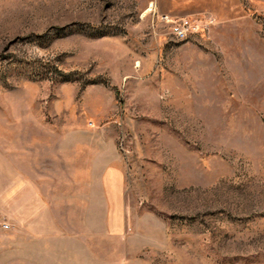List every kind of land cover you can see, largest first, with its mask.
Instances as JSON below:
<instances>
[{
	"label": "rangeland",
	"instance_id": "rangeland-1",
	"mask_svg": "<svg viewBox=\"0 0 264 264\" xmlns=\"http://www.w3.org/2000/svg\"><path fill=\"white\" fill-rule=\"evenodd\" d=\"M1 141L0 264H264V0H0Z\"/></svg>",
	"mask_w": 264,
	"mask_h": 264
},
{
	"label": "built area",
	"instance_id": "built-area-1",
	"mask_svg": "<svg viewBox=\"0 0 264 264\" xmlns=\"http://www.w3.org/2000/svg\"><path fill=\"white\" fill-rule=\"evenodd\" d=\"M159 20L166 24L168 31L177 39H185L190 35L205 33L211 25V19H205L204 22H197L189 16L176 17L168 13L159 15ZM5 227H7L5 225Z\"/></svg>",
	"mask_w": 264,
	"mask_h": 264
},
{
	"label": "crops",
	"instance_id": "crops-1",
	"mask_svg": "<svg viewBox=\"0 0 264 264\" xmlns=\"http://www.w3.org/2000/svg\"><path fill=\"white\" fill-rule=\"evenodd\" d=\"M29 139H31V137H29ZM3 140V139H2ZM2 143H4V142H0V144L2 145ZM6 144H8L7 142H6ZM17 143H15V142H11V145L13 146V145H16ZM18 144H19V142H18ZM17 144V145H18ZM34 144H35V142L33 141H31V140H29L28 141V147H33L34 148ZM21 145V144H20ZM13 151V150H12ZM20 159V156H19V154L17 153V154H15V153H12L10 156L9 155H5L4 153H0V160H1V162L0 163H4V162H6V165L8 164V162H10V163H16V161H18ZM2 166H4V165H2ZM8 172H9V169H8ZM7 183L5 184L8 188L9 187H13V186H18L19 185V178H17V180L16 179H14V176L12 175V174H7ZM12 179V180H11ZM20 185H22V184H20ZM29 202H31V201H34V199H32V200H28Z\"/></svg>",
	"mask_w": 264,
	"mask_h": 264
}]
</instances>
